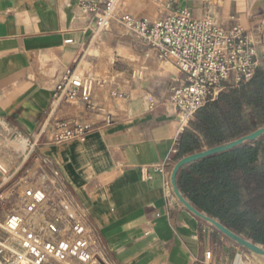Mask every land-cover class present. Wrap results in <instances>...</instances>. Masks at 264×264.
<instances>
[{"label":"crops","instance_id":"0c3cea01","mask_svg":"<svg viewBox=\"0 0 264 264\" xmlns=\"http://www.w3.org/2000/svg\"><path fill=\"white\" fill-rule=\"evenodd\" d=\"M84 1L0 0V155H12L7 171L38 168L44 159L55 165L71 203L87 213L93 250L107 264H259L187 212L172 193L173 157L184 130L170 87L173 77L183 86L184 75L149 50H137L143 43L116 23L96 32L98 14L85 13ZM179 9L208 17L225 31L242 28L264 68V0H121L120 6L148 22ZM67 70L93 82L97 115L87 118L79 102H62L50 112ZM48 119H88L95 130L55 145L38 135ZM8 138L21 149L24 142L26 153L15 157L19 152L9 148ZM163 161L164 175L150 168ZM205 252L211 257L204 262Z\"/></svg>","mask_w":264,"mask_h":264},{"label":"built area","instance_id":"2783aa9c","mask_svg":"<svg viewBox=\"0 0 264 264\" xmlns=\"http://www.w3.org/2000/svg\"><path fill=\"white\" fill-rule=\"evenodd\" d=\"M120 6L121 0L80 4L85 13L98 14L96 32L116 23L135 35L159 62L184 75L183 86L173 77L170 87V103L179 116L180 130L226 88L249 82L259 68L254 46L242 28L222 30L208 17L195 18L186 9L148 22L122 13ZM92 94L91 80L67 70L55 87L50 112L62 102H79L87 118L95 116L99 109ZM111 96L128 99L117 92ZM147 101L152 110L153 99L148 97ZM94 130L88 119L73 123L48 119L38 135H48L51 143L59 145L83 140ZM42 163L21 174L9 173L0 164V264H107L93 250L95 239L87 225V213L71 203L57 167L46 159ZM167 165L168 161H163L150 168L164 175ZM147 169L144 167L143 172ZM210 257L211 252H205L203 261Z\"/></svg>","mask_w":264,"mask_h":264},{"label":"trees","instance_id":"16d2710c","mask_svg":"<svg viewBox=\"0 0 264 264\" xmlns=\"http://www.w3.org/2000/svg\"><path fill=\"white\" fill-rule=\"evenodd\" d=\"M263 111L264 69L258 68L249 82L226 88L195 113L177 140L174 161L264 127V119L250 114ZM176 182L197 211L264 249V135L183 167Z\"/></svg>","mask_w":264,"mask_h":264},{"label":"water","instance_id":"95a60500","mask_svg":"<svg viewBox=\"0 0 264 264\" xmlns=\"http://www.w3.org/2000/svg\"><path fill=\"white\" fill-rule=\"evenodd\" d=\"M262 135H264V127H261L249 133L248 135H245L241 138L233 140L229 143L219 145L216 147H212V148H208L204 151H200V152H197V153L181 158L174 164L171 170L170 186H171L173 195L175 196L179 204L182 205V207L187 212H189L191 215H193L198 220L203 221L204 223L213 227L218 233H220L221 235H223L224 237H226L227 239L235 243L237 246L243 248L244 250L249 252L251 255L264 258L263 248L247 241L241 236L236 235L235 233L225 228L223 225H221L219 222H217L213 218L203 215L202 213L197 211L192 205H190L180 193L178 186H177V182H176L177 175L183 167L189 164H192L196 161H199V160H202V159H205V158H208V157H211V156L223 153V152H227L238 146H241L242 144L246 142H254Z\"/></svg>","mask_w":264,"mask_h":264},{"label":"rangeland","instance_id":"374dc122","mask_svg":"<svg viewBox=\"0 0 264 264\" xmlns=\"http://www.w3.org/2000/svg\"><path fill=\"white\" fill-rule=\"evenodd\" d=\"M136 49L137 50H139V49H147L148 50V48L144 45V44H142V45H136ZM262 69H264L263 67H261ZM251 114V116H252V119L253 120H255L256 119V121H259V120H261V119H264V111L263 112H251L250 113ZM16 140V138H12V139H10V138H8V145H9V148L11 147V149L13 150V151H15V152H19V153H14V156L16 157V156H19V155H24L26 152H25V150H26V147L24 146V142H22V144H21V146H23L22 148L23 149H21L20 147H18V146H16V145H14L13 144V142ZM18 140V139H17ZM19 140H22V139H19ZM19 143V142H18ZM11 154L9 153V154H6V155H3V154H1L0 155V164L1 165H4L5 166V168H7L8 167V165H7V162L8 161H10L11 160ZM31 168H34L33 167V165H23V168H22V170L19 172V174H21V172L23 173L24 171H27V170H29V169H31ZM18 174V175H19ZM17 175V176H18ZM25 175V174H24ZM1 207V206H0ZM2 213V211L0 210V220H2L1 218L3 217V215L1 214ZM257 261H258V263L259 264H264V258H262V257H257Z\"/></svg>","mask_w":264,"mask_h":264}]
</instances>
